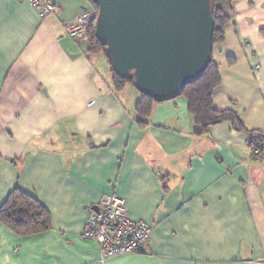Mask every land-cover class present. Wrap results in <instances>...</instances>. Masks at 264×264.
<instances>
[{
  "label": "crops",
  "instance_id": "1",
  "mask_svg": "<svg viewBox=\"0 0 264 264\" xmlns=\"http://www.w3.org/2000/svg\"><path fill=\"white\" fill-rule=\"evenodd\" d=\"M43 19L26 0H0V206L19 187L51 212V227L20 235L0 221V264H264V0L221 4L231 16L213 51L217 110L231 121L197 133L184 96L135 112L140 92L117 91L102 53L65 30L85 0H55ZM116 193L154 226L138 253L101 260L83 237L91 209Z\"/></svg>",
  "mask_w": 264,
  "mask_h": 264
},
{
  "label": "water",
  "instance_id": "2",
  "mask_svg": "<svg viewBox=\"0 0 264 264\" xmlns=\"http://www.w3.org/2000/svg\"><path fill=\"white\" fill-rule=\"evenodd\" d=\"M93 1L96 35L115 71L132 74L136 88L156 102L180 97L213 58L211 0Z\"/></svg>",
  "mask_w": 264,
  "mask_h": 264
},
{
  "label": "trees",
  "instance_id": "3",
  "mask_svg": "<svg viewBox=\"0 0 264 264\" xmlns=\"http://www.w3.org/2000/svg\"><path fill=\"white\" fill-rule=\"evenodd\" d=\"M82 11H91L92 17L86 26L87 51L90 53H102L113 71V84L117 91L130 85L136 88L132 74L120 75L114 69L113 61L108 54L107 47L101 43L96 35V19L98 6L93 0ZM233 0H211L212 11L215 18L213 35L214 48L225 39V27L231 21V16L221 7L222 3ZM60 10V8H59ZM81 11V12H82ZM50 16V15H49ZM221 84V71L218 64L211 60L204 73L194 82L188 84L181 96L188 102V110L195 120L197 133H207L215 124L231 121L239 130L245 131V125L240 114L234 109L217 110L213 105L214 90ZM137 89V88H136ZM138 90V89H137ZM140 99L136 104L135 112L141 116L151 114L153 97L144 94L140 90ZM254 130L247 131L248 134ZM0 221L6 224L20 235L39 233L51 227V212L32 194L15 187L0 206Z\"/></svg>",
  "mask_w": 264,
  "mask_h": 264
},
{
  "label": "built area",
  "instance_id": "4",
  "mask_svg": "<svg viewBox=\"0 0 264 264\" xmlns=\"http://www.w3.org/2000/svg\"><path fill=\"white\" fill-rule=\"evenodd\" d=\"M36 8L43 19L59 12L55 0H26ZM92 17L91 11H82L70 23L65 32L75 40L86 41V26ZM247 146L251 157H261L264 150V129L248 134ZM154 226L142 219L130 216L126 201L116 193L102 198L98 208L91 209L83 230V237L97 242L101 260L121 254L138 253L151 239Z\"/></svg>",
  "mask_w": 264,
  "mask_h": 264
},
{
  "label": "rangeland",
  "instance_id": "5",
  "mask_svg": "<svg viewBox=\"0 0 264 264\" xmlns=\"http://www.w3.org/2000/svg\"><path fill=\"white\" fill-rule=\"evenodd\" d=\"M85 2H86V6H87V4L89 5V1H86L85 0ZM81 13V12H80ZM77 17V16H76ZM94 58V60H95V64L98 66V69H99V71H100V73L104 76V77H107V78H109V80H110V72H109V70H110V65H109V63H108V61H107V59L105 60V57H103V56H94L93 57ZM111 81V80H110ZM135 88V87H134ZM160 103V102H159ZM162 103V102H161Z\"/></svg>",
  "mask_w": 264,
  "mask_h": 264
}]
</instances>
